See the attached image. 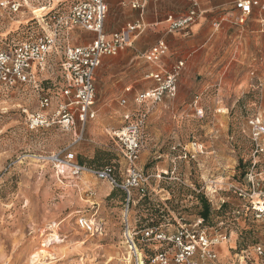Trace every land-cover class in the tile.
<instances>
[{
    "label": "rangeland",
    "instance_id": "obj_1",
    "mask_svg": "<svg viewBox=\"0 0 264 264\" xmlns=\"http://www.w3.org/2000/svg\"><path fill=\"white\" fill-rule=\"evenodd\" d=\"M77 1L0 0V48L35 39L52 12L66 13ZM180 1H166L130 47L103 60L95 76L96 118L86 124L84 141L70 145L56 128H27L26 112L37 109L33 89L22 87L1 97L0 264H130L122 240L124 193L92 175L58 176L47 158L69 146L77 162L108 164L122 182L128 165L113 134L123 128L122 112L134 107L130 97L125 108L119 106L123 90L153 87L149 74L169 71L179 61L183 68L176 95L138 108L146 118L135 168L147 184L145 197L138 200L132 193L130 223L135 231L148 224L170 225V231L192 224L200 218V197L207 200L209 191L222 189L215 201L224 204L218 210L210 206L203 226L210 234L225 229L229 235L215 249L216 264H261L253 250L262 240L261 229L249 202L226 191L230 185L250 188L252 174L263 194L252 201L264 204V155L252 156L248 125L253 117L264 124V33L255 12L243 24L236 22L228 0H200L202 15L192 33H166V14L192 6ZM92 39V33L77 28L69 36L72 46ZM159 41L167 51L157 62L148 61L147 53ZM58 59L52 55L38 75L54 107L62 86ZM81 220L92 230L82 227ZM137 240L145 251L159 246ZM41 250L44 255L33 262Z\"/></svg>",
    "mask_w": 264,
    "mask_h": 264
},
{
    "label": "built area",
    "instance_id": "obj_2",
    "mask_svg": "<svg viewBox=\"0 0 264 264\" xmlns=\"http://www.w3.org/2000/svg\"><path fill=\"white\" fill-rule=\"evenodd\" d=\"M158 0H125L127 6L143 15L149 3ZM192 6L180 14L169 13L164 19L166 33L188 32L202 15L195 0H188ZM255 9V10H254ZM234 10L237 11L235 21L241 24L254 12L258 18L259 30L264 33V0H234ZM108 13L106 0H78L66 13L52 12L46 29L35 39L24 41L5 48H0V99L5 93L29 87L37 93V109L27 114L25 123L30 131L56 128L67 135L70 145L84 141L85 127L96 118L93 109L96 101L95 76L104 57H115L125 48L130 47L132 38L144 25L141 20L134 24L125 25L120 31L107 35L104 31V21ZM219 28L220 23L214 24ZM81 29L92 33L90 43L72 46L69 36L73 29ZM167 51L163 41H159L146 55V59L157 62ZM59 55V67L62 86L59 90L60 102L53 105V100L46 95L39 84L38 75L49 66L52 55ZM183 68L179 61L169 71H158L149 75L154 86L138 92L131 97L132 109L122 113L123 128L113 134L117 140L123 158L128 168L122 182L114 176L113 168L106 166L100 169L79 164L74 153L68 147L48 156L47 161L52 165L58 176L67 175L78 178L82 174L92 175L100 181L107 182L113 188L120 189L125 195V206L122 213V240L130 264H216V247L228 241L225 229H217L211 234L202 227L198 218L194 223L181 225L173 231L170 225H152L135 231L130 223V207L133 205V195L138 200L146 196L147 179L136 170L135 163L142 148V138L146 114L138 108L144 105L156 104L164 98L176 95L177 79ZM128 99L121 97L119 105L125 108ZM138 109V110H137ZM250 140L254 145L253 157L264 155V124L259 117L249 119ZM251 187L230 185L226 192L249 202L252 218L259 224L261 241L253 247L256 257L264 264V206L252 201L253 196H262L261 190L255 187L252 174L249 175ZM257 186V185H256ZM213 187V186H212ZM216 187V185H215ZM222 189L207 193V201L213 209L221 208L223 200L215 201V194ZM259 202V201H258ZM82 227L92 228L85 220ZM143 244H158L155 252L139 248L137 240ZM256 264V263H255Z\"/></svg>",
    "mask_w": 264,
    "mask_h": 264
},
{
    "label": "crops",
    "instance_id": "obj_3",
    "mask_svg": "<svg viewBox=\"0 0 264 264\" xmlns=\"http://www.w3.org/2000/svg\"><path fill=\"white\" fill-rule=\"evenodd\" d=\"M166 1H168V0H158L157 2L149 3L147 8H146V10H145V12L143 13V15H140L139 12L131 10L127 6V4L125 3V0H106L107 7H108V13H107L105 21H104V31H105V33L107 35H112V34L118 32V31H120V29H122L125 25L134 24V23H136L139 20H141V22L143 23L144 27L147 26V25L151 26L152 23H153L152 22L153 16L154 17L156 16L157 11L160 10L161 5H164ZM169 1L170 2L171 1L181 2L180 0H169ZM186 1H188V0H186ZM199 1L200 0L196 1L197 2L196 5H197V8L200 10ZM214 1L215 0H212V2H214ZM200 2H202V0ZM227 3L228 4H232L233 8H234V0H228ZM234 11L237 14V11L236 10H234ZM255 14H256V12H255ZM218 22L221 24V21H218ZM162 23L165 24L164 20H163ZM232 23H229V24H232ZM193 26H191V28L189 29L188 34L192 33V27ZM213 27L215 29H218V28H216L214 26V24H213ZM164 28H165V25H164ZM132 40H133V38H132ZM77 46H79V45H77ZM105 58H107V57H104L102 59L101 65H102L103 60ZM156 72H158V71H156ZM156 72H153V73H156ZM148 78H149V76H148ZM150 88L151 87L145 88L143 90H133L131 86L125 87L124 90H123V95L125 94L126 95L125 98L129 99L128 97L131 98L134 94H136L138 92H142V91L148 90ZM129 94H130V96H129ZM121 97H123V96H121ZM121 116H122V114H121ZM260 205L261 206L264 205L262 201H260Z\"/></svg>",
    "mask_w": 264,
    "mask_h": 264
},
{
    "label": "trees",
    "instance_id": "obj_4",
    "mask_svg": "<svg viewBox=\"0 0 264 264\" xmlns=\"http://www.w3.org/2000/svg\"><path fill=\"white\" fill-rule=\"evenodd\" d=\"M79 164L81 165H84L82 162H78ZM86 166V165H84ZM106 166H110V165H104V166H87V167H91V168H96V169H100V168H103V167H106ZM124 201H125V198H124ZM200 201H201V211H200V219L202 220V227L204 226L205 222L208 221L209 219V215L211 214V210H210V205L208 203V201L204 198V197H200ZM154 224H148V225H141L140 226V229L141 228H144V227H150Z\"/></svg>",
    "mask_w": 264,
    "mask_h": 264
},
{
    "label": "bare ground",
    "instance_id": "obj_5",
    "mask_svg": "<svg viewBox=\"0 0 264 264\" xmlns=\"http://www.w3.org/2000/svg\"><path fill=\"white\" fill-rule=\"evenodd\" d=\"M54 238V237H53ZM55 240V239H54ZM47 251V250H46ZM44 253H45V250H41V251H39L38 253H36L34 256H33V262L34 261H36V260H38V257H41V256H43L44 255ZM46 257V256H45ZM44 258V257H43ZM45 259V258H44ZM43 260V259H42ZM39 262H41V261H39ZM38 262V263H39Z\"/></svg>",
    "mask_w": 264,
    "mask_h": 264
}]
</instances>
